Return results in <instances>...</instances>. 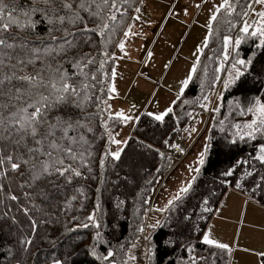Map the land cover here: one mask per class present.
Listing matches in <instances>:
<instances>
[{"label":"trees","instance_id":"trees-1","mask_svg":"<svg viewBox=\"0 0 264 264\" xmlns=\"http://www.w3.org/2000/svg\"><path fill=\"white\" fill-rule=\"evenodd\" d=\"M139 2L134 0L130 6L124 5L121 9L125 17L116 26L106 49L113 56V50ZM248 5L252 6L253 0H233V13L227 15L226 11H222L218 15L209 29L207 47L196 64V71L173 103L172 112L165 116L163 122L142 113L123 147L121 160L117 162L109 157L104 167L100 166V159L110 145L103 127L108 112L99 113L93 124L94 137L89 134V139L93 140L91 171L82 169L85 178H78L73 185L64 187L58 196L60 205L49 209L52 215L42 218L36 212L30 213L37 220L47 221L39 225L35 234H30L28 218L23 213H16L14 202H9L13 204V214L19 223L13 224L7 219L0 221V264H51L57 261L61 264H108L98 259L107 251L116 254L115 264L124 258L128 263V257L138 246L137 241L142 234L139 229L144 227L155 187L174 163L170 156L160 154L159 149L178 138L180 128L190 121L193 113L207 108L224 75L222 73L227 72L235 60L243 59L251 63L242 68L243 76L223 90L219 111L212 112L205 163L196 173L189 192L182 194L181 199L162 214L159 224L149 236L147 251L151 264H192V256L206 257L209 264L213 260L215 264L229 263L230 253L205 245L202 239L227 189L237 190L264 206V180H261L264 165L252 160V156L258 154L259 146L264 144V136L257 134L254 140L247 137L241 140L236 127L243 128L251 121L246 109L256 98L264 101V47L260 46L259 36H245L241 31L251 9ZM44 27H39L41 33ZM225 35L233 42L241 40L239 46L233 44L228 66L223 54ZM97 59L103 57L98 55ZM113 64L114 61L109 60L104 71L110 73ZM98 87L104 88V92L98 93L101 96L99 107L107 109L106 85ZM105 100L106 104L103 103ZM106 122L113 135L122 124L116 120ZM233 140L236 143H232ZM253 164L254 174L249 177L247 172L253 170ZM229 169H234L233 175H223ZM236 183L242 184L243 191L234 187ZM258 183L260 188H256ZM74 186H82L83 195L74 192ZM73 195L77 196V200L72 201L70 207L65 206L63 201L70 200ZM205 199L209 201L208 205L203 204ZM203 207L212 211L204 212ZM93 212L100 229L92 227V222L87 220ZM83 223L90 226L83 228L80 226ZM97 231L100 232L99 242ZM25 235L34 243L28 252L22 253L19 241ZM188 248L193 251H187ZM93 249L95 255L92 254ZM262 261L264 263V256ZM198 264H204V261L200 260Z\"/></svg>","mask_w":264,"mask_h":264},{"label":"snow or ice","instance_id":"snow-or-ice-1","mask_svg":"<svg viewBox=\"0 0 264 264\" xmlns=\"http://www.w3.org/2000/svg\"><path fill=\"white\" fill-rule=\"evenodd\" d=\"M133 2L134 0H0V221L7 219L13 224L19 223L17 216L13 214V204L9 203L14 202L15 212L23 213L28 218L30 234H35L39 225L47 222L37 220L30 213L36 212L42 218L52 215L49 209L60 205L58 196L62 194L64 187L73 185L78 178L84 179L82 169L91 171L93 140L89 139V134L94 137L93 124L101 111L108 112L103 123L108 143L117 146L127 143L115 138L108 130L106 121L116 120L127 124L133 117L123 111L112 113L111 105L107 109H101V96L98 93L104 92V88L98 86L106 85L108 100L119 95L115 85L116 69L112 68L108 73L104 68L109 60L123 57L113 56L106 49L116 26L125 17L122 7L130 6ZM253 3L264 5V0H253ZM200 6L196 5L197 8ZM140 11L139 7L135 8V12ZM222 11L231 15L234 11L233 0H222L215 6L209 27ZM255 14L259 17V26L253 27L245 21L241 31L245 36H259L260 46L264 47V12ZM131 19L139 21L141 17L134 16ZM41 25L46 26L43 33L39 31ZM131 28L132 25H129L128 30L124 31L125 37L136 35ZM126 43L127 41H122L117 45L125 57L129 56L125 50ZM207 43L206 38L204 47H207ZM240 43V39L233 42L231 37H223L225 61L229 59L227 49L233 44L239 46ZM98 55L103 59L98 60ZM148 55L150 57L152 54ZM250 63L251 61L243 59L235 60L232 65L235 77L226 82L225 87L243 76L241 69ZM237 65L240 67L237 68ZM195 71L194 64L191 72ZM188 82H183L184 87H187ZM103 103L106 104L107 101ZM246 111L253 118L243 128L236 126L239 138L254 140L257 134L264 136V101L256 98ZM171 112L172 108L169 107L162 114L154 115L149 112L148 115L163 122ZM232 143L236 141L233 140ZM172 147L182 151L178 145ZM123 151V147H118L115 151L105 149L100 166L104 167L105 160L109 157L113 161H120ZM205 152L200 155L197 162L199 165L205 163ZM252 160L264 165V144L259 146L258 154L252 156ZM243 163L248 164L249 161ZM252 169L247 172V176L254 174L255 164ZM190 171L199 173L200 168H190ZM233 172L234 169H229L223 175L232 176ZM195 179L193 176L192 181ZM261 180H264V176ZM192 181L180 189L175 200L181 199V193L189 192ZM81 187L74 186L73 191L83 195ZM234 187L243 191L241 183H236ZM260 187L259 183L256 184V188ZM75 200L77 196L73 195L70 200L65 199L63 204L70 207ZM172 203L170 200L169 205ZM208 203L207 199L203 201L204 205ZM203 211L211 212L212 209L203 207ZM87 220L92 222V227L100 229L95 212L89 214ZM80 226L88 228L90 225L83 223ZM139 231L143 232L144 229L140 228ZM96 238L99 242V231ZM19 243L22 253H26L34 241L25 235ZM203 243L227 253L232 252L228 244L211 238V233L203 235ZM187 251L192 252L193 249L188 248ZM92 254L95 255L94 249ZM115 255L113 251H107L98 259L115 264ZM128 259L134 260L135 257L129 256ZM191 260L192 264H198L200 260L209 264L206 257L192 256ZM211 264H215V261Z\"/></svg>","mask_w":264,"mask_h":264},{"label":"rangeland","instance_id":"rangeland-1","mask_svg":"<svg viewBox=\"0 0 264 264\" xmlns=\"http://www.w3.org/2000/svg\"><path fill=\"white\" fill-rule=\"evenodd\" d=\"M178 1L180 4H173V10H171L170 13L176 19H181L180 16L184 15V20H180V22L189 24V26H186L185 30H183V25L185 24H179L177 26L165 27L163 31L160 30L157 24L162 14V8L153 3H149L148 0H143V2L140 1L138 7L141 11L139 13L135 12L132 17L140 16L141 19L139 21L132 19L130 24L132 25L131 31L136 33V35L131 37H125L123 35L120 40V42L127 41L125 50L129 53V56L125 57L124 53H122L119 48V54L114 55L116 57H123L122 59L114 60L112 67L117 71V77L115 79L116 88L120 84H128L130 81H134L136 78L134 71L138 66L137 64L142 63L144 60L149 65L154 67L158 66L157 72L153 71V75L162 71V75L166 78L164 83L179 78L182 74L191 77L193 65L198 63L202 51L205 48L204 42L206 38L207 41L209 40V29L211 28V26L209 27L210 17L215 10V6L219 5L222 0H206V2H204V0ZM181 4L186 6V9L182 10L180 8L183 7ZM197 4L201 6L197 8ZM176 5H178V7ZM185 12H187V15H185ZM257 12H264V5L253 3L244 22L247 21L249 25L258 27L257 21L259 17L255 14ZM148 41L149 43L145 48L144 45ZM232 47L233 46H230L227 49L229 58ZM114 51L115 49L113 50V54ZM141 51H144V56L142 58L140 57ZM224 51L225 49H223V54ZM148 53L152 55L149 57ZM239 67L240 66L237 65V68ZM234 77L235 69L230 67L222 77L223 81L221 79L214 90L210 103L211 111H216L222 92L226 88L225 83L233 80ZM155 87L156 86L149 84L142 87L137 85L133 87L126 101H120L118 96L111 99L109 105H111L112 113L118 111L126 112L128 110L136 111L142 104L150 102L151 100L149 112L155 113V111H158L157 115L164 113L166 110H159V108L165 106L167 102L169 103V97L170 101L172 98L171 96H167V93L160 88L152 99L151 92ZM184 88L183 86L182 91H184ZM175 99L170 102L169 107H172ZM202 116L203 115L200 113H193L190 121L184 127L180 128L177 134L180 140L179 143L184 148L189 147V150L180 161L174 160L175 162L172 167L165 176L159 180L155 187L150 201V209L151 211L153 210V217L148 227H143L144 231L137 241L139 245L136 247H142V251L140 254L137 252L135 253V247L130 255L134 256L135 259L129 260L127 264H151V262H148L147 258V251L149 248L148 242L151 232L159 224L161 215L169 205V201H173L172 199L175 198L180 189L187 186L188 182L192 181V177L195 176L196 172L190 171V168L195 169L201 167L197 162L200 159L201 153L205 152V148H207L210 129V123L207 125L206 122L203 123ZM249 117L250 120L253 118L251 113H249ZM124 127L125 124L122 123L119 130H123ZM193 129H195V131H193ZM129 135L124 141L128 139ZM123 146L124 144L121 147ZM234 245L238 247L234 248ZM230 247L232 248L231 264H263L260 260V255L264 254V210H260V212L256 210L254 214L246 216L244 222L238 228L235 241ZM125 259L126 258L117 264H124ZM58 262L59 261L51 264H58ZM59 264H61V262H59Z\"/></svg>","mask_w":264,"mask_h":264},{"label":"crops","instance_id":"crops-1","mask_svg":"<svg viewBox=\"0 0 264 264\" xmlns=\"http://www.w3.org/2000/svg\"><path fill=\"white\" fill-rule=\"evenodd\" d=\"M148 1H149V3H151V4L153 3L154 5H158L160 8H162V14H161L160 19L157 23L160 30L163 31V29L165 27H169V26H177L179 24L180 25L185 24L183 22H180V20H184V18H183L184 15L180 16L181 19H176L170 13V11L173 10V7H174L173 4L179 3L178 0H148ZM176 6L178 7V5H176ZM181 6H183V7H180L182 10L186 9V6H184L182 4H181ZM134 13H135V11L133 12V14ZM133 14H132V16H133ZM132 16H131V18H132ZM131 18L128 21L124 31H126L128 26L131 24V22H132ZM186 26H189V24L183 25V27H184L183 30H185ZM124 31H123L119 41L117 42V45H118V43H120V40L122 39V37L124 35ZM148 43H149V41L144 45L145 48L147 47ZM117 45L115 47L114 55L119 54V50H118ZM143 56H144V51H141L140 57L142 58ZM137 65L138 66H137L136 70L134 71V74L136 75L135 80L130 81L128 84H125V83L120 84L117 87V91L119 94L118 99L120 101H126L127 100V98L129 96V94L131 93L133 87H136L137 85L139 87H142V86H146L148 84L152 85V86H156L151 92L152 99L155 96V94L159 91V89L162 88L167 93V96H171V98H172L171 101H172L175 98L177 99L180 96V94L183 92L182 91L183 86H184L183 82L185 80H188V78H189V76H187L186 74H182L179 76V78L172 79L168 83H164L166 78H165V76L162 75V71L157 73L156 75H153V71L157 72L158 66L154 67L152 65H149L145 60L142 63H138ZM151 101L142 104L141 107L136 111H134V110H128L126 112L123 111L126 115L132 116L133 119L131 121H129L127 124H125V127L123 130H119L120 129L119 128L118 129L119 131L117 130L114 133V136L117 140L119 139V140L124 141L129 134L130 135L132 134L133 128L136 125L140 115L142 113H148L149 112V106L151 104ZM171 101H170V97H169V103L167 102V104H165V106L159 108V110L160 109L161 110H167L170 106ZM109 103H110V100H109ZM210 103L211 102H209L208 106H206L207 108H205L201 112L196 111L197 113H200L201 115H203L202 116L203 117V123L206 122V125L210 123L211 115L213 112L210 110ZM157 112L158 111H155V113H153V114L157 115L158 114ZM121 146L122 145L117 146L114 144H110L109 149L115 151V150H117L118 147H121ZM207 149H208V144H207ZM188 150H189V147L186 148V153L188 152ZM206 153H207V151H206ZM205 156H206V154H205ZM204 159H205V157H204ZM172 200H173V203L176 201L175 198ZM169 206L170 205H168L166 207V209ZM256 210L258 212H260V210H264V206L255 202L249 196H246L237 190L229 188V189H227L223 199L219 203L217 210H216L214 216L211 218L209 224L207 225L203 235L206 233H211V238H213V239H215L221 243H225V244H228L229 246H231V244H233V242L235 241V237L237 236L238 228L242 225L246 216L254 214ZM164 211H163V213H164ZM152 217H153V210L151 211V209L149 208V213L147 214V216L145 218V224L148 225L149 223H151ZM203 235H202V239H203ZM236 247H238V246L234 245V248H236ZM262 256H264V255H262V254L260 255L261 261H262ZM262 263H263V261H262ZM228 264H231V253H230V258H229Z\"/></svg>","mask_w":264,"mask_h":264},{"label":"built area","instance_id":"built-area-1","mask_svg":"<svg viewBox=\"0 0 264 264\" xmlns=\"http://www.w3.org/2000/svg\"><path fill=\"white\" fill-rule=\"evenodd\" d=\"M179 142L180 141L177 139L168 146H164L160 148L159 149L160 154L172 156L173 158H175V160L180 161L184 156V154L186 153V149ZM172 145H178L179 149H182V151L178 150L176 147H172ZM141 251H142V247L141 248L137 247L135 253L137 252L140 254Z\"/></svg>","mask_w":264,"mask_h":264}]
</instances>
